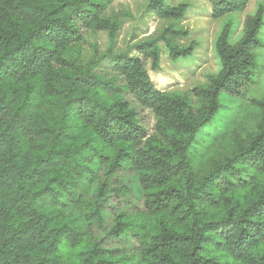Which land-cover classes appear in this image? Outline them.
I'll use <instances>...</instances> for the list:
<instances>
[{"label":"trees","instance_id":"obj_1","mask_svg":"<svg viewBox=\"0 0 264 264\" xmlns=\"http://www.w3.org/2000/svg\"><path fill=\"white\" fill-rule=\"evenodd\" d=\"M114 1L0 0V264H264V93H249L264 4L237 37L224 23L219 70L178 92L147 65L193 58L188 31L115 53ZM146 1L174 21L190 7ZM207 1L214 19L249 3ZM100 31L107 51L85 58ZM244 105L249 125L231 119Z\"/></svg>","mask_w":264,"mask_h":264},{"label":"rangeland","instance_id":"obj_2","mask_svg":"<svg viewBox=\"0 0 264 264\" xmlns=\"http://www.w3.org/2000/svg\"><path fill=\"white\" fill-rule=\"evenodd\" d=\"M182 1L188 2L190 7L185 18L179 21L160 18L154 12L148 10L146 0H115L106 14L112 17L116 16L122 22L117 44L114 48L115 53L129 51L136 43L156 37L169 24H174L177 28H185L188 31V36L179 39V44L188 45L195 42L197 47L194 57L190 60L172 63L164 52L159 70H152L150 64L147 67L157 88L187 92L197 84L205 83L208 74L219 70L220 63L215 54V42L224 23L229 19L234 20L238 26L237 37L242 31L246 16L254 14L257 6L260 3L264 4V0H249L244 11L228 14L221 19H214L211 16V5L207 0H169L173 5H177ZM259 38L263 42V46L257 50L260 55L262 71L257 84L249 90L250 94L255 95L264 93V26L259 33ZM108 45L107 32H89L87 42L82 47V52L85 58H94L96 50H98L99 55H102L107 51ZM106 72L113 76V73L109 70ZM253 114L252 107L244 105L237 113L232 114L231 119L249 125L253 122ZM111 245L120 250L126 249L127 253L132 251L133 247L130 240L123 244L112 243ZM132 264L141 263L136 259Z\"/></svg>","mask_w":264,"mask_h":264}]
</instances>
